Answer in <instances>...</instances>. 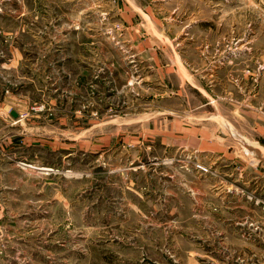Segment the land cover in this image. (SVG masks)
<instances>
[{"label":"rangeland","instance_id":"obj_1","mask_svg":"<svg viewBox=\"0 0 264 264\" xmlns=\"http://www.w3.org/2000/svg\"><path fill=\"white\" fill-rule=\"evenodd\" d=\"M256 125L264 0H0V264H264Z\"/></svg>","mask_w":264,"mask_h":264},{"label":"crops","instance_id":"obj_2","mask_svg":"<svg viewBox=\"0 0 264 264\" xmlns=\"http://www.w3.org/2000/svg\"><path fill=\"white\" fill-rule=\"evenodd\" d=\"M257 131H264L263 126L256 125ZM264 137V136H263ZM262 137V138H263ZM247 140V139H246ZM243 143L252 150L253 153H248L242 155H245L246 159H248V162H251L252 164L257 165V168L249 169L245 166H242L240 171H238L237 174H234L233 170L229 172V175L227 177H230L227 183L226 192H233L234 183L238 181L241 184V188L244 190L245 186H247V191L249 192V189L251 190L250 193H253L254 190L257 191V197H259L264 189V169L262 168V165L264 164V152H262V148L256 144L257 140H253V142H244ZM254 150V151H253ZM238 177L240 179L238 180ZM248 194V193H247ZM260 194V195H259ZM249 203V202H248Z\"/></svg>","mask_w":264,"mask_h":264},{"label":"bare ground","instance_id":"obj_3","mask_svg":"<svg viewBox=\"0 0 264 264\" xmlns=\"http://www.w3.org/2000/svg\"><path fill=\"white\" fill-rule=\"evenodd\" d=\"M41 170H44V171H49L48 169H41Z\"/></svg>","mask_w":264,"mask_h":264},{"label":"water","instance_id":"obj_4","mask_svg":"<svg viewBox=\"0 0 264 264\" xmlns=\"http://www.w3.org/2000/svg\"><path fill=\"white\" fill-rule=\"evenodd\" d=\"M13 116V114H11Z\"/></svg>","mask_w":264,"mask_h":264}]
</instances>
